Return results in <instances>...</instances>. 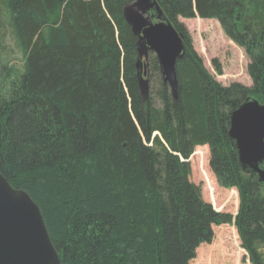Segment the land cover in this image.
Returning <instances> with one entry per match:
<instances>
[{
  "label": "trees",
  "instance_id": "obj_1",
  "mask_svg": "<svg viewBox=\"0 0 264 264\" xmlns=\"http://www.w3.org/2000/svg\"><path fill=\"white\" fill-rule=\"evenodd\" d=\"M154 1L184 55L176 98L161 76L157 102H144L123 14L131 0H0V174L36 203L60 264H190L233 220L189 179L186 161L208 145L218 185L239 191L241 246L264 264V186L227 136L240 104H264V0ZM196 17L245 49L252 86L208 73L181 22Z\"/></svg>",
  "mask_w": 264,
  "mask_h": 264
},
{
  "label": "water",
  "instance_id": "obj_2",
  "mask_svg": "<svg viewBox=\"0 0 264 264\" xmlns=\"http://www.w3.org/2000/svg\"><path fill=\"white\" fill-rule=\"evenodd\" d=\"M157 9L163 18L161 9ZM128 13L126 5L124 18L138 39L135 66L139 92L143 93L140 73L146 76L148 73L146 63L141 69L142 54H145L146 62L148 51L154 53L163 84H167L175 99L178 88L175 63L184 55L182 36L165 18L158 22L134 24L128 19ZM145 94L147 99L148 89ZM228 119L227 136L237 154L238 165L244 172L254 173L264 186V169L261 167L264 161V104L249 97L228 115ZM0 264H60L40 209L25 191L15 190L1 174Z\"/></svg>",
  "mask_w": 264,
  "mask_h": 264
},
{
  "label": "rangeland",
  "instance_id": "obj_3",
  "mask_svg": "<svg viewBox=\"0 0 264 264\" xmlns=\"http://www.w3.org/2000/svg\"><path fill=\"white\" fill-rule=\"evenodd\" d=\"M126 5L129 10L127 17L134 24L163 20L153 0H131ZM181 22L188 29L191 40H193L194 50L198 52L205 69L220 85L230 86L233 83H240L244 86L253 85L247 71L250 59L245 49L238 47L226 37L220 22L213 18H208L205 22H199L197 19H184ZM13 48L11 56L20 62L21 55L17 48ZM147 53L149 60L147 58L145 62V54H142L141 61V69L144 63L148 62L146 67L149 66L148 76L140 73L141 88L143 89V93L140 92L141 100L147 102L145 92L148 89L150 100L157 102L156 92L160 89L162 80L159 72L150 65L151 54L148 51ZM214 60L221 67V75L215 71ZM209 158L208 145L193 149L190 158L186 161L190 167L189 179L200 188L202 199L205 202L210 203L212 208L218 212L229 213L233 220L228 224L212 228V240L197 247L190 264H251L233 224L238 213L239 191L236 188L224 189L218 185L217 179L209 167ZM182 160L184 161V159Z\"/></svg>",
  "mask_w": 264,
  "mask_h": 264
},
{
  "label": "bare ground",
  "instance_id": "obj_4",
  "mask_svg": "<svg viewBox=\"0 0 264 264\" xmlns=\"http://www.w3.org/2000/svg\"><path fill=\"white\" fill-rule=\"evenodd\" d=\"M197 20H199V22H205V20H202L200 18H196ZM229 127V126H228ZM225 256V254H223Z\"/></svg>",
  "mask_w": 264,
  "mask_h": 264
}]
</instances>
